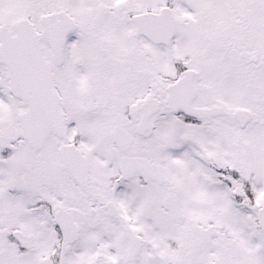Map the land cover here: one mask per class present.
<instances>
[{
    "label": "snow or ice",
    "instance_id": "6c2138e0",
    "mask_svg": "<svg viewBox=\"0 0 264 264\" xmlns=\"http://www.w3.org/2000/svg\"><path fill=\"white\" fill-rule=\"evenodd\" d=\"M0 264H264V0H0Z\"/></svg>",
    "mask_w": 264,
    "mask_h": 264
}]
</instances>
